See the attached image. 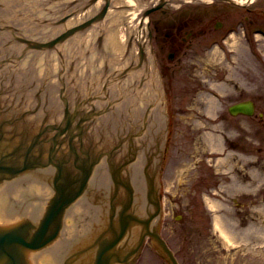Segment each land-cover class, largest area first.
I'll use <instances>...</instances> for the list:
<instances>
[{
    "label": "flooded vegetation",
    "instance_id": "obj_1",
    "mask_svg": "<svg viewBox=\"0 0 264 264\" xmlns=\"http://www.w3.org/2000/svg\"><path fill=\"white\" fill-rule=\"evenodd\" d=\"M107 1L106 11L111 5L115 6L114 2L125 9L116 20L127 24L121 55L126 64L118 69H109L104 63L99 71L93 65H86L87 72L82 74L83 68L77 61L81 49H84H64L63 44L70 39L72 30L96 18ZM133 1L141 6L134 15L136 7L119 0H0V8L13 9L9 15L0 13V30L9 34L7 38L0 36V67L9 61L15 65L31 50H53L59 57L54 87L60 107L48 99L49 80H41L39 90L32 94L37 100L30 112L37 115L41 110V120L32 133L19 129L17 143L23 152L21 165L17 168H33H26L15 176L16 179H29L34 171L47 169L45 174L38 171L37 179H45L52 191L43 194L44 207L31 218L34 227L31 234L37 230L40 219L52 202L56 179L58 182L61 179V183H72L65 191L79 187L83 191L81 213L74 215L72 207H67L59 219L52 220L47 231L49 234L59 221V230L63 232L58 242L56 264H172L153 235L162 238V195L158 191L157 179L162 172L172 132V113L166 108L167 94L174 88L171 76L175 61L193 44L209 47L210 43L239 33L250 40H257L259 36L264 38V0H246L244 3L236 0H164L161 8L149 14L147 25L143 24L144 10L159 0ZM61 3L69 5L70 9L61 8L59 17L45 14L34 17L33 8H42L48 14L50 7H60ZM131 6H134L132 10ZM90 7L93 10L77 19L75 23H78L68 28L64 26L55 35L38 37L30 32L29 21L38 19L39 24L45 25L44 20L59 24L69 17L78 16L81 9ZM132 20H137L138 27L127 31ZM13 40L20 42L18 48L15 45L8 48ZM34 42L43 44V47L28 48ZM94 43L102 55L106 53V48L99 47L102 32L95 35ZM66 53L71 55L69 59L72 58L68 62L64 58ZM35 59L38 58L29 60ZM4 76L0 77V86H3ZM29 85L28 77L15 83L18 102ZM41 90L42 95L39 94ZM42 96L55 108V112L42 110L47 103L41 102ZM22 114L20 112L19 115ZM108 114L112 118L105 138L100 139V146L95 148L93 143H83L82 138L94 130L92 124ZM15 116L9 119V125L17 126L18 115ZM9 133L14 139V131ZM25 133L31 135V144L24 149L22 137ZM33 146L34 154L31 152ZM98 171L102 177L94 179ZM86 173L89 179L81 185ZM66 215H70L74 223L71 232L68 231L69 224L65 223ZM164 242L177 263L186 264L177 255L176 247L167 240Z\"/></svg>",
    "mask_w": 264,
    "mask_h": 264
},
{
    "label": "rangeland",
    "instance_id": "obj_2",
    "mask_svg": "<svg viewBox=\"0 0 264 264\" xmlns=\"http://www.w3.org/2000/svg\"><path fill=\"white\" fill-rule=\"evenodd\" d=\"M113 4L108 38L116 33L111 53L122 55L127 24L116 19L125 9ZM175 63L172 132L157 179L161 236L186 264H264V38L193 44ZM245 99L252 115L228 111Z\"/></svg>",
    "mask_w": 264,
    "mask_h": 264
},
{
    "label": "water",
    "instance_id": "obj_3",
    "mask_svg": "<svg viewBox=\"0 0 264 264\" xmlns=\"http://www.w3.org/2000/svg\"><path fill=\"white\" fill-rule=\"evenodd\" d=\"M107 4L108 1L96 18L86 21L83 26L78 27L76 30H72L69 34V36L71 35L70 39L63 44L64 49H71L74 47H81L84 49L83 51L81 49V56L77 61L79 62L78 66H82L81 68H83L82 74L87 72L85 70L86 65H93L92 67L99 71L100 66L104 63L109 66V69H118L126 64V59L123 60L121 55L111 53V40H115L116 46V33H112V38H108V26H116V24L103 21L96 22L105 14ZM163 4L164 0H159L156 5L146 8L143 16L160 8ZM58 6L60 7H50L51 11L48 14L45 9V12H43L42 8H33V13L35 14L34 17L36 15V17H39V15L44 14L53 18L57 16L59 17L61 8L66 11L70 9V6L65 5L64 3H61ZM12 10V8H0V13L3 12L5 15H9ZM80 12H82V9ZM84 16L85 15H83V17ZM7 18L10 19L9 17ZM50 20H52V18ZM44 22H46L45 25L44 23L39 24L40 22H38V19L37 21H29V23H31L28 25L30 27V32L38 37H50L55 35L64 26L67 28L70 27L71 17L59 24L53 22L48 23L46 20H44ZM99 31L102 32V44L99 43V47L106 48V53L103 55L100 49V51L96 49L94 43L95 35ZM7 33L6 30H0V36L4 38L8 37L9 34ZM63 40L64 38L59 40L58 43ZM19 45L20 42L13 40L9 42L8 48L13 46L18 48ZM41 47H43V44L34 42V44H30L28 48ZM89 49L90 51L88 52ZM43 55L45 57H43ZM31 57H37L38 59L30 61L29 59ZM69 57H71V55L69 56L67 53L64 54V58L67 59V62L72 59H69ZM58 59L59 57L56 51L38 52L36 50H31L21 60L16 61L15 65L11 64L13 62L9 61L0 67V75H5L3 81H1L3 86H0V264H56V252L59 248L58 242L63 231L59 230L58 221L53 227V230L47 234L52 220L59 219L67 207H72L73 211L71 212L74 215L79 213L82 209L84 198L82 195L83 191H80L81 187L72 189L71 191H65L70 188L72 183H61V179H59V182L58 179H56V189L53 191L52 202L45 215L40 219L37 230L31 234L30 232L34 228L31 218L36 215L37 212L39 213L44 207L43 194L52 191V189H50L44 182L45 179H37V172L40 171L45 174L44 172H46L47 169L44 168L45 170L41 169L34 171V173L31 174L36 176L30 175L29 179H16L17 177H14L18 175L19 172L26 170V168H33L31 166L17 168L21 165L19 163H21V156H23V152H20V147H17V143L19 139V129H26L27 133H32L36 128V124L41 120V110L37 115L30 113L32 112L31 107L34 105L35 100H37L33 98L32 94L39 90L38 83H40L41 80H49L51 86L49 88L48 99L53 102L54 106L58 108L60 107V99L58 98V94L55 91L56 88L54 87V84H56L55 80L57 79L55 72L59 64ZM32 61L33 63L31 64L30 62ZM9 67H11L10 70L5 73L4 71L8 70ZM88 74L90 75L91 73L88 72ZM46 75L48 77H46ZM27 77L30 85L25 89L23 97H19L20 101L18 102L15 97L17 91L15 83L18 81L22 82ZM39 94L42 95L43 90H41ZM45 98L46 97L42 96L41 102H47ZM49 105V102L45 103L42 110H45L47 113L55 112V108H52V105H50L51 107ZM35 110H37V108H35ZM228 111L233 115H252L254 112V103L252 100L238 101L230 104L228 106ZM20 112H23L24 114L19 115ZM15 114L18 115L17 120L15 121L17 126H11L9 125V119L16 117ZM111 118L112 115L108 114L102 117L100 121L96 120V122L92 124L94 125V130L86 134L84 138H82V142L85 144L93 143L94 147L98 148L100 146V139L105 138L106 128L108 127ZM10 130L14 131V139L10 137ZM27 133L22 137L24 149L27 144H31V139L29 137L31 135L28 136ZM25 151H28V153L31 154L29 150L26 149ZM31 152L34 154L35 146L31 147ZM87 175L88 173H86L81 185H83L86 179H89V177L87 178ZM40 176L42 177V175ZM101 177L102 175L99 174V171L94 175V179H101ZM25 182H28L25 186L21 185V183ZM69 216L70 215L65 216V223L69 224L68 231L71 232L70 229H72L74 223L72 224V217ZM153 238L159 242V247L168 256L171 263L178 264L175 257L165 245L164 240L158 235H153Z\"/></svg>",
    "mask_w": 264,
    "mask_h": 264
},
{
    "label": "bare ground",
    "instance_id": "obj_4",
    "mask_svg": "<svg viewBox=\"0 0 264 264\" xmlns=\"http://www.w3.org/2000/svg\"><path fill=\"white\" fill-rule=\"evenodd\" d=\"M236 1H242V0H236ZM119 2H123V3H126V4H132V5H134L136 8L133 9L134 6H131L130 7V9H133V15L135 14L136 10H138L137 8L140 9V7H141L139 4L138 5H135L137 3H134L133 0H119ZM91 8H93V7H90L88 9L87 8H83L82 9V12H79L78 13V16H76V17L72 16L71 18H73V20L71 21L72 22L71 24H74L75 21H77L78 18H83V15H86L89 12H91L93 10ZM126 9H127V7H126ZM110 12H111L110 9L108 11H106L105 16L103 15L104 16V19L102 21H104V22H107L108 21ZM148 16H149V14L144 16V21H145V22H143L144 25L147 22ZM82 21L83 20H80V22H82ZM76 23H78V22H76ZM137 24H138L137 20H135V21L132 20L130 22V25L127 26V29H128L127 31L134 30L137 27ZM108 29H109V33H108V37H109L110 36V30H111L110 29V26L108 27ZM244 166H246V163H244V165H241V163L239 164V167H242L243 170H244ZM258 169H260L259 166H258ZM237 173H238L237 175H238V178L239 179H250V178H246L245 173H241V172H237ZM257 178L258 177H252L251 179H257ZM261 179H264V177H262Z\"/></svg>",
    "mask_w": 264,
    "mask_h": 264
}]
</instances>
